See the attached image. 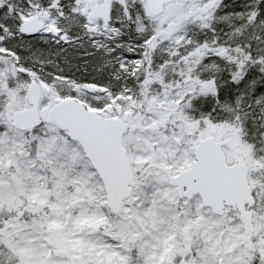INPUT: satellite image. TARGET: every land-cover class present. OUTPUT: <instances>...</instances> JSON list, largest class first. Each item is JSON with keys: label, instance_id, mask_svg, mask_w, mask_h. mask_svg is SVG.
I'll list each match as a JSON object with an SVG mask.
<instances>
[{"label": "snow or ice", "instance_id": "snow-or-ice-1", "mask_svg": "<svg viewBox=\"0 0 264 264\" xmlns=\"http://www.w3.org/2000/svg\"><path fill=\"white\" fill-rule=\"evenodd\" d=\"M0 264H264V0H0Z\"/></svg>", "mask_w": 264, "mask_h": 264}]
</instances>
